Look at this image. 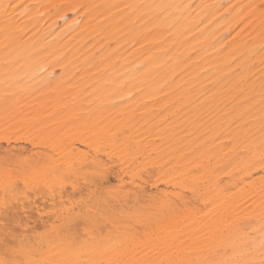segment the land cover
<instances>
[{
	"label": "bare ground",
	"instance_id": "1",
	"mask_svg": "<svg viewBox=\"0 0 264 264\" xmlns=\"http://www.w3.org/2000/svg\"><path fill=\"white\" fill-rule=\"evenodd\" d=\"M0 140V264H264V0H0Z\"/></svg>",
	"mask_w": 264,
	"mask_h": 264
},
{
	"label": "rangeland",
	"instance_id": "2",
	"mask_svg": "<svg viewBox=\"0 0 264 264\" xmlns=\"http://www.w3.org/2000/svg\"><path fill=\"white\" fill-rule=\"evenodd\" d=\"M51 112H53V109H49L48 110V112L47 113H51ZM47 113H45V114H43V116L44 115H47ZM66 114V112H61V113H59V117H62V116H64ZM29 117H32V114H30L29 116H28V118ZM64 119V118H63ZM62 119H58V120H56V122L54 123L55 125H58L57 126V128L55 129V131H53V133H52V135H54V134H56V133H59L60 135H62V133L65 131V130H69L70 129V125H68V126H66L65 127V129L63 128V123H62V121H61ZM45 121H47V119L46 118H42L41 120H39L38 122H37V132H36V136H35V139H34V141H31V140H27L26 142L25 141H21V142H19L17 145H18V147H26L27 149H31L32 147H31V144L32 143H34V142H36L37 141V139H41L42 137H44V136H46V135H49L50 136V131H49V133H48V131H44L43 129H45V128H47L48 126H46L47 124H46V122ZM61 122V123H60ZM72 122H75V119H72ZM59 125H60V127H59ZM72 125H74V124H72ZM46 126V127H45ZM61 129V130H60ZM59 132H58V131ZM42 131V132H41ZM62 132V133H61ZM25 135V136H23V134ZM76 135L73 137V141L75 140V146L76 147H78V148H80V152H81V154H84L86 157H92V155H93V152H92V148L91 147H82V146H79L77 143H78V138L76 139V137H79V138H81V133H79V132H76L75 133ZM19 135H22V136H19ZM38 135V136H37ZM20 137L21 139H24V137L25 138H27V132L26 131H21L18 135H17V137ZM84 137V136H83ZM20 139V140H21ZM12 140V141H11ZM10 140V144L11 145H13V141L15 140V139H11ZM0 146H2V147H6V142L4 141V140H0ZM90 149V150H89ZM82 150V151H81ZM35 151H37V152H39V151H41V149L40 148H36L35 147ZM44 151H47L46 149H43V152ZM47 153H49V154H51V151L50 152H47ZM52 155V154H51ZM90 155V156H89ZM90 157V158H91ZM112 164H114V165H112ZM112 164H109L108 163V165L111 167L112 166V172L111 173H114V174H110L109 175V181H108V183H105V184H107V187H106V185L104 184L103 185V187L105 188V190L106 189H108V191H113V189H117L118 188V186H120V187H122L121 189L122 190H124V191H127L128 189H130V182H131V179H130V177L129 176H127V175H125L124 173H122V172H120L119 171V167H123L122 165H120L119 163H112ZM109 167V168H110ZM147 171H149V167H147L146 168V170L144 169L143 171H141L142 173H141V175H144V176H146L147 175ZM116 173H118L119 174V176H117L116 175ZM118 178H121L122 179V181H121V183L120 182H118ZM90 181H92L90 178L89 179H87L86 181L85 180H80V184L79 183H76L77 184V187H80L79 189H75V188H73V187H71L70 185H67V186H65V189H61L60 191H61V193H65V196L63 197V198H61L59 195V197H57L55 200H52V202L54 201L55 202V204H57V205H59V204H61L62 202H63V204H65V203H67L66 205H68V203L69 204H72V206H74V205H76V207L77 206H79V205H81V206H79L80 207V209L82 208V206H83V204H82V202H80L82 199H85V198H87V196H89V192H92L93 190H94V187L92 186V184L90 183ZM90 183V184H89ZM83 184H84V186H83ZM122 184V185H121ZM86 185V186H85ZM81 187H83V188H81ZM73 190H71V189ZM124 188V189H123ZM144 188H145V190H146V192L147 193H149V194H152V195H156V196H159V197H163L164 195H165V197H169V198H171V193H172V188L169 186V185H165V184H155L153 181H152V179H150V181L147 183V184H145L144 185ZM82 189V190H81ZM90 189V190H89ZM84 190V191H83ZM68 192V193H67ZM70 192H73V193H70ZM106 192H107V190H106ZM152 192V193H151ZM157 192V193H156ZM28 193V197L27 196H25V197H23L22 198V201L24 202V203H26V204H29L30 203V205H31V207H32V211H31V220H28L29 222H32L31 224L28 222V224H29V230H30V228L31 229H34L33 230V232H30L31 234L33 233V235L36 233V235H37V233L38 234H40V233H42V231L44 232V230L43 229H45L44 228V226H47L48 225V228L46 227V229H47V231L48 230H50L51 231V229H50V225H51V223L54 221L53 220V217L51 216H49L48 217V215H47V213L46 212H48V211H50L51 209H52V203H50V201L47 199V196H45V195H43L42 196V194H40L41 196H37V193H36V195H35V193L33 192V191H28L27 192ZM70 194V195H69ZM72 194V195H71ZM84 194V195H83ZM33 195H35V196H33ZM168 195V196H167ZM45 196V197H44ZM74 196V197H73ZM84 196H86V197H84ZM22 197V196H21ZM68 197H70V198H68ZM31 198V199H30ZM43 198V199H42ZM58 198H60V199H58ZM30 201H29V200ZM68 200V201H67ZM29 201V202H28ZM49 201V202H48ZM83 201V200H82ZM79 202V203H78ZM0 203H1V201H0ZM37 203V204H36ZM77 203V204H76ZM79 204V205H78ZM1 206V205H0ZM33 207H36L37 209H38V211L40 210V211H42L43 213H42V215L40 214V213H38V214H40L42 217H40V220L39 219H37V220H39V221H37L36 220V218H38V217H36L37 216V210H36V212L34 211V208ZM76 207H73V208H76ZM45 208V209H44ZM3 208H1V210H2ZM21 214H23V215H21ZM20 215L21 216H24V213L23 212H20ZM20 216V217H21ZM32 216H33V218H32ZM46 216H47V218H46ZM22 218V217H21ZM24 218V217H23ZM48 218H50L49 220L51 221V223H48L49 222V220H48ZM36 220V221H35ZM33 221L36 223H33ZM45 223V221H48V222H46L45 224L43 223V222ZM43 224H42V223ZM55 223H58L57 221H54ZM48 223V224H47ZM34 227V228H33ZM39 227V228H38ZM36 229V230H35ZM16 230V229H15ZM46 230H45V232H47ZM29 233V234H30ZM30 234V236H32Z\"/></svg>",
	"mask_w": 264,
	"mask_h": 264
}]
</instances>
